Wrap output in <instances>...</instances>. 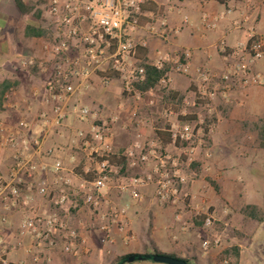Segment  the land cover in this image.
<instances>
[{"label":"built area","instance_id":"2783aa9c","mask_svg":"<svg viewBox=\"0 0 264 264\" xmlns=\"http://www.w3.org/2000/svg\"><path fill=\"white\" fill-rule=\"evenodd\" d=\"M27 3L29 0H20ZM146 0H46L51 24L52 41L43 45L47 58L36 60L32 56L21 61L26 69H37L44 75L42 103L47 110L37 112L32 121L19 120L15 125L0 124V152L9 151L11 165L8 176L0 180V211L32 207V197L25 193L35 190L37 195L50 200L53 212L42 211L23 216L19 223L22 233L39 247L54 249L59 247L62 254L80 262L88 257L91 249L87 240L77 229L68 225L70 210L83 205L96 215L92 227L99 232V244L106 246L115 242V234L123 236L128 244L134 239L126 219L127 208L110 202L107 193L115 189L118 193H128L131 199H142L140 189L153 183L154 197L161 206L176 208L174 220L186 229L184 209H191V195L188 190L190 181L183 175L182 167L189 166L196 150L202 144L204 116L196 113L197 122H187L182 126L171 125L167 132L171 144L177 147L180 155L167 153L159 142L142 146L133 143L122 156L131 162L148 167L144 175L123 177L120 168L112 164L113 127L109 122L98 123L96 113L78 102V98L92 88L93 77H99L101 85L107 86V74L118 75L121 91L128 97L140 99L142 93L137 89L145 80V70L138 65V52L147 47V40L137 39L142 30L146 36L166 41L169 30L167 18L157 12H142L140 5ZM183 0H164L163 6L170 11L179 12ZM210 1L198 0L202 7ZM230 12V11H228ZM264 18V0H245L243 11L235 20L236 29L243 31V37L229 46L225 39L218 42L217 48L225 57L223 70L212 73L200 68L197 72L198 84L192 93L194 99L182 101L183 106H199L210 117L211 102L215 94L230 91L232 86L247 88L262 84V76L253 72L254 66L264 58V35L256 30V19ZM145 19L143 24L141 20ZM201 25L205 30L214 28L208 15L203 12ZM186 23V19L184 20ZM184 53L174 52L167 58L171 70L187 73L188 64L183 62ZM163 61L151 63L160 69ZM162 87L171 85L169 73L157 83ZM14 91L4 97L3 108L10 107L9 100ZM151 95L152 89L148 90ZM39 96L34 90L32 99ZM155 99L149 105L153 106ZM179 116H188L180 110ZM171 108L164 109L165 119L175 116ZM183 116V117H184ZM72 117L79 124L88 125L87 129L75 128L67 124ZM216 122L217 118L215 117ZM210 132V126H207ZM141 129V123L137 124ZM69 137L81 160L72 156L67 167L55 157L52 149H44L51 135ZM79 170V171H78ZM80 172V173H78ZM75 179L77 184L73 183ZM182 208H179V207ZM194 219L201 222L202 228L210 231L215 218L204 205L193 207ZM61 213H63L62 216ZM220 239L214 235L202 238L200 249L208 253L220 247ZM42 255V254H41ZM50 257L34 254V262L47 264ZM0 264H7L0 255Z\"/></svg>","mask_w":264,"mask_h":264},{"label":"crops","instance_id":"0c3cea01","mask_svg":"<svg viewBox=\"0 0 264 264\" xmlns=\"http://www.w3.org/2000/svg\"><path fill=\"white\" fill-rule=\"evenodd\" d=\"M150 1L157 4L155 0ZM244 1L214 0L202 7L198 0H183L179 4V12H169L163 7V16L167 18L168 29L174 31L167 35L166 41L146 36L142 30L137 33V39L147 40L145 50L148 62L153 59L163 60V65L166 62L170 65L167 58H170L174 52L185 54L186 57L182 60L188 64L187 73L170 70L168 72L171 87L176 93L185 92L190 86L192 89L197 86L199 82L196 71L200 68L216 74L223 70L225 56L218 51L217 45L221 39H225L232 47L243 37V31L236 29L234 22L243 11ZM160 4L163 5L164 0ZM203 12L208 15L214 28L209 30L202 28L200 19ZM185 19L186 23H184ZM256 30L259 34H264V18L260 16L256 19ZM51 41V24L46 0H29L25 4L20 0H0V124L13 126L21 119L32 121L37 112L48 109L42 103L44 75L35 68H23L21 61L30 56L36 60L46 59L43 45ZM257 66L258 64L254 68ZM107 77L109 82L105 87L101 85L99 77H93L92 88L79 97L78 102L96 113L98 123L112 124V148L117 161L115 165L121 168L122 162L125 163L122 176L144 175L148 171L147 166L138 162L133 163L122 154L135 142H139L142 146L156 141L161 144L156 133L163 132L166 127L169 128L173 124L182 126L184 123H180L177 116L183 113L175 112V116L165 119L163 110L156 117L138 118L137 108L139 109L140 99L124 95L118 77L110 78L108 75ZM34 90L39 91L36 99L31 97ZM11 91H14L9 100L11 105L3 108L4 97ZM221 91L215 94L211 102V113L214 118H217V122L210 128L209 145L205 149L210 154L206 156L207 158L204 157L205 155L202 156L201 160L203 174L207 173L208 176L215 174L217 183L224 190V186L230 184V179L224 172L226 160H228L225 151L227 147L229 151L233 148L243 149L244 131L240 126L242 122L264 120L257 112V107L263 104L260 94L264 95V86L247 88L233 86L230 91L225 93ZM170 101L173 102L171 99L167 101L163 99L160 104L164 107L168 103L172 104ZM156 102L157 100L155 104L158 103ZM163 119L170 125L162 127L159 121ZM139 122L140 130L137 129ZM67 124L75 128L89 127L79 124L72 117L67 120ZM162 148L173 155L180 151L172 144ZM44 149H52L55 157L60 158L67 167H72L69 163L72 156L81 160L78 151L69 142V137L61 138L58 134L51 135L45 142ZM123 158L125 161H122ZM10 165V152L1 151L0 180L7 178ZM202 175L188 185L191 209L188 207L184 209V222L187 223L184 231L181 230V224L174 220L176 208L161 206L157 203L153 183L140 189L142 199L139 201L131 199L128 193H118L115 189L107 193L111 203L127 208L126 219L134 235V239L128 244L123 242L122 235L115 234L113 244L101 246L99 244L101 234L91 225L96 223V215L83 205L72 207L69 216L66 217L68 225L78 230L91 249L90 255L78 263L70 256L62 254L59 247L54 249L39 247L33 243L29 235L21 232L19 223L23 216L29 213L54 211L49 199L40 197L35 190L26 191L25 193L33 199L31 208L0 211V255L5 258L7 264H39L34 262V254H38L40 258L43 254H47L51 259L47 264H111L116 256L130 253L141 254L156 249L162 253L195 260L199 264H213L214 256L219 251L211 249L208 253H203L200 249V240L208 233L212 234L214 229L206 231L202 228L201 222L193 217V207L210 206L209 210L218 222L221 220L220 211L225 197L223 191L216 193V198L212 197L208 189L211 186L205 179L208 176ZM77 182L73 179L74 184ZM249 205L260 207V204ZM262 223L256 221L255 228ZM213 233L219 236L218 233ZM236 246L240 248L237 264H241L242 250L240 245Z\"/></svg>","mask_w":264,"mask_h":264},{"label":"rangeland","instance_id":"374dc122","mask_svg":"<svg viewBox=\"0 0 264 264\" xmlns=\"http://www.w3.org/2000/svg\"><path fill=\"white\" fill-rule=\"evenodd\" d=\"M155 1L157 7H160L159 13L163 16V6H159L161 5L160 3L162 0ZM144 22L145 19H142L141 24ZM154 62V59L149 61L150 64ZM257 64L258 66L257 68H253V72L259 73L262 76V84L257 86H264V58ZM169 70L174 71L170 68ZM171 86L172 85L169 87H162L156 85L152 88L151 95L148 91L142 93L140 100L138 101L140 103L139 109L137 108L139 113L138 118L144 119L145 116L156 117L157 115H160L164 108H171L174 112H179L183 109L189 113V115L194 116L196 113L202 114L204 116V126L206 127L210 125L212 126L216 122V119L213 116L210 117L208 114H204L201 107H192L190 104L188 106H183L181 104L183 99L190 101L191 103L194 99L192 92L196 90V86L193 89L190 86L185 92L181 93H176ZM232 89L233 86L231 90ZM253 89L258 90V88ZM173 93L174 96H171ZM260 96L263 104H260L259 108L257 107V112L264 118V95L260 94ZM151 99H155V101L157 100L158 103L156 102L157 104H154L153 106L149 105ZM163 99L166 101L167 99L173 100V102L170 101L173 105H169L168 103L162 107L160 102ZM164 121V119L159 121V124L161 123L162 127L170 125L169 123L166 124ZM192 122L193 121L190 123ZM253 123L255 122L246 121L242 122L240 125L244 131V137L242 138L243 149L240 147L233 148L232 151H229V148L227 147V150L225 151L228 160H226L227 165L224 172L228 175L230 184L228 183L225 185L224 190H222L221 185L217 183L215 179L217 176H215V174L212 176H208L207 173L203 174V162L201 157L205 155L204 157L207 158L210 154L205 151L206 147L209 145V142L206 141L209 134L201 137L202 144L196 150L191 164L182 167L183 175L188 178L190 182L196 180L199 175L203 174L202 176H208L205 179H211L214 181L219 187V192L221 193L223 191V196L225 197V202L220 211L221 220H218L217 222L216 219L213 225V232L218 233L219 236L213 232L212 234H207H214L220 239V247L214 248L219 252L215 254L213 264H235L233 259L224 258L222 251L227 247L237 244L240 245L242 250L241 264H264V148H259L258 132L253 127ZM167 129L168 128L166 127L165 130ZM175 155H180L181 160L185 161V156L181 154V151L177 152ZM208 189L211 196L216 198V193L219 192H215L212 187H208ZM249 204H260V207H257L253 212L254 217L249 216V213H251L247 208V206H250ZM209 207L207 206L208 209H210ZM209 213L213 214L211 210H209ZM71 219L73 220L74 218ZM256 221L263 223L255 228L254 225Z\"/></svg>","mask_w":264,"mask_h":264},{"label":"trees","instance_id":"16d2710c","mask_svg":"<svg viewBox=\"0 0 264 264\" xmlns=\"http://www.w3.org/2000/svg\"><path fill=\"white\" fill-rule=\"evenodd\" d=\"M140 10L142 12H157L158 7L153 1L146 0L140 5ZM137 58L139 60L138 65L140 67H143L145 70V80L141 85L137 86V89L141 93H145L148 90L154 88L157 85L158 81L164 75H166V73L169 72L170 65L168 63H166L160 69L154 67L153 65H151L148 62L145 49H141L138 52ZM109 74H112V75H109ZM109 74H107V75L110 78H112L114 76L118 77V75H116L114 73H109ZM171 96H174V93ZM177 120L180 123L191 122V121L196 120V116L188 115V116L181 117L178 115ZM253 127L258 132L259 148L263 149L264 148V120L258 119L255 123H253ZM156 134H157V137L159 138V140L161 142L162 147H165L166 145L171 144L170 135L167 132V130H164L163 132H157ZM204 134H205V136H207L209 134V130L207 127L204 128ZM206 141L209 142V138L206 139ZM176 146L179 147L181 145L179 143H176ZM124 159L125 158H123L122 161H125ZM115 160L116 159L114 156H112L110 159L112 164H115L117 162ZM122 164H123V167H121L120 171H119L120 175H122L121 173H122L123 168L125 166L124 162H122ZM78 173H80V172H78ZM206 181L215 190V192H219V187L216 185V183L214 181H212L211 179H206ZM247 208L252 213V214L249 213V216L254 217L253 212L255 211V209L257 207L250 205V206H247ZM239 251H240V248L238 246L234 245V246H230V247L225 248L222 251V254H223L224 258H228V259L231 258L235 261V264H237L238 258H239ZM147 254L151 255L152 258L146 259L145 255H147ZM154 256L158 257L159 260L155 261L153 259ZM174 262H184L186 264H199L195 260L180 258L174 254L162 253L156 249H153L152 252H146V253H141V254L140 253H130V254L116 256L112 260L111 264H175Z\"/></svg>","mask_w":264,"mask_h":264},{"label":"water","instance_id":"95a60500","mask_svg":"<svg viewBox=\"0 0 264 264\" xmlns=\"http://www.w3.org/2000/svg\"><path fill=\"white\" fill-rule=\"evenodd\" d=\"M145 258H146V259H151L152 256L149 255V254H147V255H145ZM153 259H154L155 261H158V260H159V258L156 257V256H154ZM174 263H175V264H186V263H184V262H174Z\"/></svg>","mask_w":264,"mask_h":264}]
</instances>
